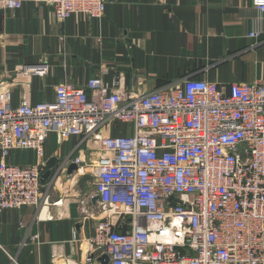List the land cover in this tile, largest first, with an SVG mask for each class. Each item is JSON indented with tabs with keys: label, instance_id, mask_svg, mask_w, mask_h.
Wrapping results in <instances>:
<instances>
[{
	"label": "built area",
	"instance_id": "1",
	"mask_svg": "<svg viewBox=\"0 0 264 264\" xmlns=\"http://www.w3.org/2000/svg\"><path fill=\"white\" fill-rule=\"evenodd\" d=\"M25 1L52 7L62 22L74 14L102 18L107 6H1L15 10ZM254 5L263 16L264 0ZM29 71L43 75L46 68L24 67ZM106 73L101 68L84 86L61 81L52 100L36 104L14 105L12 89L0 83V211L39 207L48 138L57 149L77 138L55 173L75 163L69 175L77 183L91 175L98 264L104 254L108 264H264V78L227 86L186 77L138 93L122 90L118 77L107 81ZM13 151L33 152L35 161L10 164Z\"/></svg>",
	"mask_w": 264,
	"mask_h": 264
},
{
	"label": "crops",
	"instance_id": "2",
	"mask_svg": "<svg viewBox=\"0 0 264 264\" xmlns=\"http://www.w3.org/2000/svg\"><path fill=\"white\" fill-rule=\"evenodd\" d=\"M105 1L102 18L62 22L50 6L25 1L10 10L0 0V83L12 89L14 105L52 100L57 83L84 86L101 68L107 81L118 77L122 90L138 93L186 77L227 86L264 78V15L254 0ZM35 66L45 74L24 72ZM76 141L57 149L50 136L46 157L71 154ZM5 160L22 165L35 156L13 151ZM56 167L43 180L39 207L0 211V264H98L90 241L100 219L94 187Z\"/></svg>",
	"mask_w": 264,
	"mask_h": 264
},
{
	"label": "water",
	"instance_id": "3",
	"mask_svg": "<svg viewBox=\"0 0 264 264\" xmlns=\"http://www.w3.org/2000/svg\"><path fill=\"white\" fill-rule=\"evenodd\" d=\"M58 164V159L56 157L51 158L49 160V162L47 163V167H48V171L44 174L43 176V180L44 179H48L51 174H52V170L56 167V165ZM78 166L75 163H72L69 166V173H71L74 170H77ZM91 179V175L90 174H86L84 175L81 179H80V186H84V184L86 183V181ZM96 199V198H95ZM101 264H108L109 263V257L107 254H104L101 258H100Z\"/></svg>",
	"mask_w": 264,
	"mask_h": 264
}]
</instances>
